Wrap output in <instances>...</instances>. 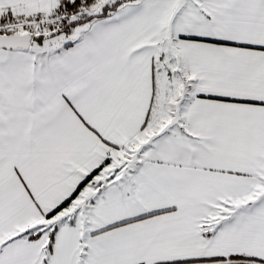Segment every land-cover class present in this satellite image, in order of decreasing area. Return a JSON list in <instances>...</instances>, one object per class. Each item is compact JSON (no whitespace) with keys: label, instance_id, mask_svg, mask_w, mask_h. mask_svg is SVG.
<instances>
[{"label":"snow or ice","instance_id":"obj_1","mask_svg":"<svg viewBox=\"0 0 264 264\" xmlns=\"http://www.w3.org/2000/svg\"><path fill=\"white\" fill-rule=\"evenodd\" d=\"M0 264H264V0H0Z\"/></svg>","mask_w":264,"mask_h":264}]
</instances>
